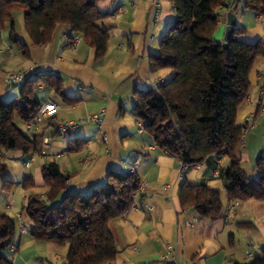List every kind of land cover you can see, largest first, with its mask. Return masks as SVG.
I'll return each instance as SVG.
<instances>
[{
    "label": "crops",
    "instance_id": "crops-1",
    "mask_svg": "<svg viewBox=\"0 0 264 264\" xmlns=\"http://www.w3.org/2000/svg\"><path fill=\"white\" fill-rule=\"evenodd\" d=\"M151 5L152 0L96 1L99 10L109 13L104 20L109 28L108 45L101 58L81 35H76L77 41L69 37L65 25L56 26L49 44L33 45L18 8L14 13L16 39L9 37L7 24L0 29V100L18 96L23 82L7 87L5 75L19 70H30L27 78L37 72L58 74L65 94L63 99L44 86L35 91L40 104L53 101L57 109L54 115L44 116L38 126L21 122L28 134L35 130L48 139L45 153L36 154L27 170L22 164L28 154L0 152L5 164L0 172V213L17 220L8 255L13 264H65L67 248L34 240L31 222L23 212L28 197L45 201L48 187L41 170L49 162L58 164L67 176L66 191L80 194L100 183L109 169L130 171L136 162L141 197L125 215L109 222L118 250L113 264H161L165 254L176 264L247 263L264 249V200L239 201L231 213H226L235 201L228 197L227 180L221 173L228 165L227 158H208L180 178L179 160L158 148L131 113L134 88H146L170 77L166 70L150 71L149 55L158 51L160 38L174 18L173 7L169 0H157L158 16L152 22ZM227 11H217L214 38L220 41ZM233 12L236 26L245 27L243 41H264V16L254 15L241 5ZM249 80L250 91L238 107L236 123L247 126L240 145L241 168L255 176L256 161L264 155V57L255 60ZM100 110L107 141L99 139L91 123L79 124L75 133L56 131L58 121H78ZM72 139L83 142L69 150ZM28 177L34 184L26 190L23 185ZM184 182L218 189L222 217L200 219L193 208L182 209L179 190ZM240 222H250L253 227L241 228Z\"/></svg>",
    "mask_w": 264,
    "mask_h": 264
},
{
    "label": "trees",
    "instance_id": "trees-1",
    "mask_svg": "<svg viewBox=\"0 0 264 264\" xmlns=\"http://www.w3.org/2000/svg\"><path fill=\"white\" fill-rule=\"evenodd\" d=\"M97 0H0V29L9 26L14 34V13L23 6V28L35 46L51 42L57 25L67 26L69 37L81 35L95 51L105 55L109 28L107 11L99 10ZM174 18L162 34L158 51L149 55L151 72L166 70L170 77L156 88L133 89L131 113L161 150L175 156L187 171L208 158L226 157L221 173L227 180L232 200H264V155L255 164V176L241 168L240 145L247 126L236 123L237 110L247 98L249 76L255 60L264 57V41L245 42V27H235L223 47L214 38L218 9L237 11L238 5L254 15L264 16V0H169ZM237 6L234 8V6ZM44 86L65 99L61 77L37 72L23 82L19 94L0 100V152L39 153L43 134L32 136L16 125V120L34 124L40 107L35 91ZM73 142H78L77 144ZM83 140L72 139L74 150ZM5 164L0 159V172ZM48 187L46 199L28 197L23 212L31 222L30 235L36 241L66 247L65 264H113L118 254L109 222L125 215L141 197V180L135 171L109 169L104 179L88 193L67 192V176L58 164L42 167ZM28 177L24 189L33 186ZM182 209L193 208L200 219L222 217L218 189L205 184L183 183L179 190ZM16 218L0 213V264H13L8 255L14 245ZM241 228H252L240 222ZM161 264H176L159 261ZM264 264V249L247 263Z\"/></svg>",
    "mask_w": 264,
    "mask_h": 264
},
{
    "label": "built area",
    "instance_id": "built-area-1",
    "mask_svg": "<svg viewBox=\"0 0 264 264\" xmlns=\"http://www.w3.org/2000/svg\"><path fill=\"white\" fill-rule=\"evenodd\" d=\"M152 12H151V19L152 22H154L157 19L158 13H157V0H152ZM74 41H77V37H73ZM30 70H19L16 72H9L6 73L5 75V84L7 87H11L15 84H20L25 81L27 78V75ZM159 80L155 83L152 84L151 86L156 88ZM57 109V104L53 101H47L44 102L40 105L39 110L37 111L34 119V124L38 126V124L41 122L42 118L46 115L51 116L54 115ZM102 115H103V110H100L97 114H91L88 115L85 119H81L78 121H73V120H61L58 121L55 125L56 131L58 133L64 134L67 132H73L75 133L77 126L79 124H85V123H91L95 126L97 129V132L99 134V139L103 141H107V136L102 130ZM247 131V129L244 130V133ZM35 133V130L30 132V136H32ZM48 139L43 138L42 143H41V149L39 153L35 152H30L28 153V158L25 162H23V168L27 170L31 163L34 160V157L36 154H44V148L47 145ZM137 167L136 162L133 163L132 167L130 168V171H135ZM177 170L179 173V177L182 178L184 174L187 172V167L179 161L177 165ZM239 201L235 200L232 204H230L227 208L226 213H231L233 209L235 208L236 205H238ZM21 231L24 232V228H21ZM161 261H168V255H162L160 258Z\"/></svg>",
    "mask_w": 264,
    "mask_h": 264
},
{
    "label": "water",
    "instance_id": "water-1",
    "mask_svg": "<svg viewBox=\"0 0 264 264\" xmlns=\"http://www.w3.org/2000/svg\"><path fill=\"white\" fill-rule=\"evenodd\" d=\"M237 6L235 5L234 8ZM236 27V12L231 10L227 11L226 13V25L224 28V33L222 37V45L226 47L227 41L229 40L230 36L232 35L234 29Z\"/></svg>",
    "mask_w": 264,
    "mask_h": 264
},
{
    "label": "rangeland",
    "instance_id": "rangeland-1",
    "mask_svg": "<svg viewBox=\"0 0 264 264\" xmlns=\"http://www.w3.org/2000/svg\"><path fill=\"white\" fill-rule=\"evenodd\" d=\"M18 9H20L22 12H23V10L25 9L23 6H19L18 7ZM23 13H21V16H20V19L21 20H23V15H22ZM18 19H19V17L17 18H15V20H16V22L18 21ZM16 125L19 127V128H21L22 130H24L25 131V127H24V125L19 121V120H16Z\"/></svg>",
    "mask_w": 264,
    "mask_h": 264
}]
</instances>
